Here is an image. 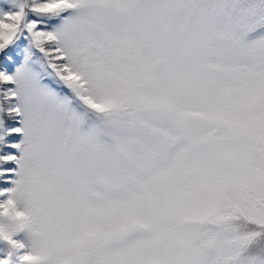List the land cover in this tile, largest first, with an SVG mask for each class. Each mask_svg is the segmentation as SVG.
<instances>
[{
	"label": "snow or ice",
	"instance_id": "6c2138e0",
	"mask_svg": "<svg viewBox=\"0 0 264 264\" xmlns=\"http://www.w3.org/2000/svg\"><path fill=\"white\" fill-rule=\"evenodd\" d=\"M0 264H264V0H0Z\"/></svg>",
	"mask_w": 264,
	"mask_h": 264
}]
</instances>
